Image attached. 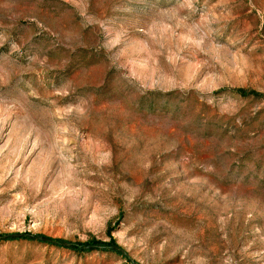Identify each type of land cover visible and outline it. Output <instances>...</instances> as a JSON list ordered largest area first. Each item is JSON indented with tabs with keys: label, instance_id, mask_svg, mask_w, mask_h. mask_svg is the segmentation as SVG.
Wrapping results in <instances>:
<instances>
[{
	"label": "rangeland",
	"instance_id": "obj_1",
	"mask_svg": "<svg viewBox=\"0 0 264 264\" xmlns=\"http://www.w3.org/2000/svg\"><path fill=\"white\" fill-rule=\"evenodd\" d=\"M0 264H264V0H0Z\"/></svg>",
	"mask_w": 264,
	"mask_h": 264
},
{
	"label": "trees",
	"instance_id": "obj_2",
	"mask_svg": "<svg viewBox=\"0 0 264 264\" xmlns=\"http://www.w3.org/2000/svg\"><path fill=\"white\" fill-rule=\"evenodd\" d=\"M23 239H26V240H34L33 238L28 237V236H25ZM48 242L51 243V244H55V245H65L66 244V242L63 241V240H61V239L50 240ZM91 244H93V245H99V247H104V248H110V249H112V248H114L116 246V241L115 240H112V241H110L108 243L96 241V242H93ZM72 248L74 250H80V247L79 246H75L74 245Z\"/></svg>",
	"mask_w": 264,
	"mask_h": 264
},
{
	"label": "water",
	"instance_id": "obj_3",
	"mask_svg": "<svg viewBox=\"0 0 264 264\" xmlns=\"http://www.w3.org/2000/svg\"><path fill=\"white\" fill-rule=\"evenodd\" d=\"M23 236H24V234H10V235L5 236L4 238H7V237H23ZM27 236L31 237L33 239L38 238V239L43 240V241H50V239L43 237V236L36 237L35 235H32V234H27ZM66 245L71 246L72 244H66ZM122 252H124V250H122Z\"/></svg>",
	"mask_w": 264,
	"mask_h": 264
}]
</instances>
